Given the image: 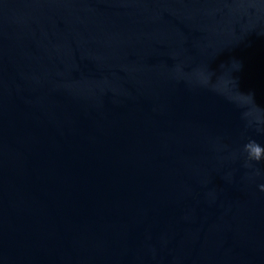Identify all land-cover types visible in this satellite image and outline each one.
Returning a JSON list of instances; mask_svg holds the SVG:
<instances>
[{
  "label": "water",
  "instance_id": "obj_1",
  "mask_svg": "<svg viewBox=\"0 0 264 264\" xmlns=\"http://www.w3.org/2000/svg\"><path fill=\"white\" fill-rule=\"evenodd\" d=\"M197 71L264 110V0H0V264H264V123Z\"/></svg>",
  "mask_w": 264,
  "mask_h": 264
},
{
  "label": "clouds",
  "instance_id": "obj_2",
  "mask_svg": "<svg viewBox=\"0 0 264 264\" xmlns=\"http://www.w3.org/2000/svg\"><path fill=\"white\" fill-rule=\"evenodd\" d=\"M196 78L201 86L225 95V98L230 102H233L237 107L244 109L242 111V117L247 120L249 124L264 123V119L261 117V112L264 110L256 105L254 93L236 92L233 94L228 87L230 81L225 80L222 77H218L214 81L213 73L210 71H197ZM241 152L244 154V166L247 168L253 166L250 162H260L264 160V145L254 139L247 140V142L243 144ZM253 174L260 175V171L256 169ZM258 187L260 191L264 192V184H260Z\"/></svg>",
  "mask_w": 264,
  "mask_h": 264
}]
</instances>
